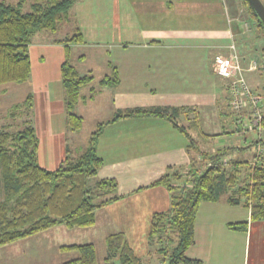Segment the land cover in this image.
Returning a JSON list of instances; mask_svg holds the SVG:
<instances>
[{
  "label": "crops",
  "instance_id": "0c3cea01",
  "mask_svg": "<svg viewBox=\"0 0 264 264\" xmlns=\"http://www.w3.org/2000/svg\"><path fill=\"white\" fill-rule=\"evenodd\" d=\"M238 11L237 0H78L55 36L33 37L29 45L31 77L13 86L23 90L22 101L33 94L40 164L56 169L68 148L77 153L86 147L99 122L112 117L117 109L137 106L189 107L182 123L190 124L189 117L198 118L199 128L191 129L197 139L219 142L213 150L204 149L245 147L237 138L234 145L220 143L227 140L226 134H233L234 127L226 123L234 124L235 116L227 81L213 70L216 54H229L233 43L242 50L240 40L245 31ZM65 25H69L66 31L58 34ZM79 29L84 41L72 43V62L81 74H92L94 79L83 87L82 94L88 99L80 101L76 111L85 121L82 107L103 103L104 99L108 103L107 113L95 121L84 145L76 136L71 137L78 132L67 125L61 72L66 58L63 40ZM90 61L103 65L104 71L96 74ZM114 68L119 84H101ZM1 86L3 90L9 87ZM209 117L213 132L207 130ZM187 145L186 136L160 117H134L108 124L98 144L104 159L98 177L117 179L121 197L96 211V223L89 228L93 236L85 237L86 242L96 248L99 242L106 254L107 236L122 231L137 256L157 262V254L149 245L152 216L170 207L171 196L165 186L151 184L169 166L189 170ZM247 151L237 149L232 157ZM237 222H247V229L229 228V223ZM29 254L31 258L32 252ZM186 256L204 264H264V220H252L251 208L229 203L227 195L219 201H203L196 217L194 243Z\"/></svg>",
  "mask_w": 264,
  "mask_h": 264
},
{
  "label": "trees",
  "instance_id": "16d2710c",
  "mask_svg": "<svg viewBox=\"0 0 264 264\" xmlns=\"http://www.w3.org/2000/svg\"><path fill=\"white\" fill-rule=\"evenodd\" d=\"M27 1L0 0V85L30 79L29 45L34 35L39 31L57 32L78 0H31V9L24 11ZM244 1L264 36L263 21L250 1ZM83 41L80 29L63 40L66 58L61 72L66 121L71 131H78L84 125V117L76 107L80 101L88 99L82 89L94 79L92 74H81L72 62V43ZM119 82L115 68L111 76L101 80L104 85H118ZM33 106V94L29 93L7 112L12 122L0 126V247L60 224L68 228L93 226L96 211L121 197L117 179L98 177L104 165V159L98 153L100 137L108 124L134 117H160L178 128L188 139L191 166L186 171L169 166L151 184L165 186L171 196L170 207L152 216L149 245L157 254V262L137 256L124 232L117 231L107 236L102 264H204L200 259L188 258L186 250L194 243L201 203L219 201L224 195L231 204L250 207L252 220H264V139H253L245 147L226 146L210 151L204 149L202 141L191 131L199 128L198 118L189 117L187 119H192L190 124L182 123V116L191 108L171 105L127 107L117 109L112 117L99 122L84 149L75 153L68 148L60 165L48 169L39 162L40 140L33 121ZM260 142L263 150L258 154ZM252 148L255 152L249 156L232 157L234 150ZM92 178L95 181L90 183ZM247 225V222L228 224L229 228L242 231ZM60 250L78 251L79 255L59 264H99L97 248L92 242L63 244Z\"/></svg>",
  "mask_w": 264,
  "mask_h": 264
},
{
  "label": "rangeland",
  "instance_id": "374dc122",
  "mask_svg": "<svg viewBox=\"0 0 264 264\" xmlns=\"http://www.w3.org/2000/svg\"><path fill=\"white\" fill-rule=\"evenodd\" d=\"M8 2L15 3L17 0H7ZM31 0H28L24 5V11H29ZM238 3V12L240 21L243 25V30L245 31L242 35L240 42L242 43L240 49V54L246 57V60L250 58H254L258 61L259 67L257 70L248 71L246 72V76L250 85L258 91H263V82H264V36L260 28H258L257 23L251 17L248 5L244 0H237ZM69 24V23H66ZM72 25V24H71ZM70 25V26H71ZM69 25H65L59 31L58 34L62 35L66 31V28ZM43 32V33H41ZM41 34H47L49 36H55L53 33L47 31H39L34 35V38L39 37ZM57 34V33H56ZM237 46V45H236ZM239 46V43H238ZM94 63V65L92 64ZM90 65L94 67V71L96 74H99L101 71H104L103 65H98V62L90 61ZM95 83H98V77L95 80ZM94 83H92L93 85ZM9 86L8 89L3 90V86L0 85V126L3 124H9L12 122L7 117V112L16 104L22 101V89H13V86H16L15 83L5 84V86ZM97 86V84H94ZM5 88V87H4ZM102 102V101H101ZM98 102L94 105H87L85 108H81V113L85 116V121L83 125V129L76 133H72V138L77 137L80 139L82 144H85L84 138L89 135V132L93 130L95 127V121L105 116V113L108 111V103L106 99L104 102ZM106 104V107H105ZM92 106V107H91ZM211 112V110H208ZM210 118V124L207 130L209 132H213L211 128L212 118ZM229 128L234 127L235 130V120L233 122L226 123ZM80 131V132H79ZM74 132V131H72ZM226 134V133H225ZM227 135V140L224 142L220 140V143H224V145H234L236 143L234 138H237L240 145H248L253 139L256 138V134L254 132H249L245 135L240 134L239 136L235 134H230L229 137ZM222 135V136H226ZM83 139V140H82ZM79 140V141H80ZM73 143V142H71ZM218 141H211V142H203L202 146L207 147L209 149L216 148L218 145ZM81 151V150H80ZM233 151V150H231ZM235 151V150H234ZM255 152V148L249 149L246 152L245 156H249ZM264 155V152L263 154ZM229 158V157H228ZM1 176V171H0ZM95 181L94 178L90 179V183ZM1 196V192H0ZM1 198V197H0ZM90 227H74L68 228L63 224L56 225L52 228H49L43 232L38 234L32 235L30 237L15 241L13 243L4 245L0 247V264H30L32 260H44L43 264H59L71 258H74L79 255L78 251H61L60 246L63 244H70V243H83L86 242V238L91 239L92 229ZM93 228V227H92ZM105 248L100 245L98 242L97 244V251H98V263L102 264L105 254ZM29 252H32L31 258ZM39 254H35L38 253ZM34 255V256H33Z\"/></svg>",
  "mask_w": 264,
  "mask_h": 264
},
{
  "label": "built area",
  "instance_id": "2783aa9c",
  "mask_svg": "<svg viewBox=\"0 0 264 264\" xmlns=\"http://www.w3.org/2000/svg\"><path fill=\"white\" fill-rule=\"evenodd\" d=\"M229 54L218 53L214 57L213 70L227 81L229 104L234 113L235 135L254 132L258 140L264 139V90L253 88L246 72L257 70L256 59L241 55L235 43L230 46ZM261 142L257 153H262ZM256 161H254L255 163Z\"/></svg>",
  "mask_w": 264,
  "mask_h": 264
},
{
  "label": "water",
  "instance_id": "95a60500",
  "mask_svg": "<svg viewBox=\"0 0 264 264\" xmlns=\"http://www.w3.org/2000/svg\"><path fill=\"white\" fill-rule=\"evenodd\" d=\"M258 16L264 23V3L262 0H249Z\"/></svg>",
  "mask_w": 264,
  "mask_h": 264
}]
</instances>
